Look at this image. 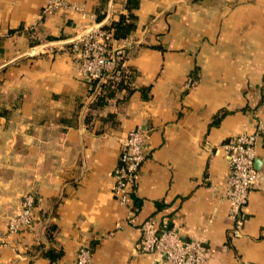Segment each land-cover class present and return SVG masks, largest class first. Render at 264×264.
I'll return each mask as SVG.
<instances>
[{"label":"crops","instance_id":"1","mask_svg":"<svg viewBox=\"0 0 264 264\" xmlns=\"http://www.w3.org/2000/svg\"><path fill=\"white\" fill-rule=\"evenodd\" d=\"M49 1L0 0V264H73L81 245L92 264H163L137 250L139 231L111 190L135 126L148 133L131 193L139 216L199 239L204 264H264V174L232 230L219 148L264 120V0H62L42 13ZM121 13L134 27L109 30L110 42L126 44L131 89L93 108L98 90L67 43ZM254 149L264 173V137ZM26 190L31 223L6 233ZM47 249L60 251L51 260Z\"/></svg>","mask_w":264,"mask_h":264},{"label":"built area","instance_id":"2","mask_svg":"<svg viewBox=\"0 0 264 264\" xmlns=\"http://www.w3.org/2000/svg\"><path fill=\"white\" fill-rule=\"evenodd\" d=\"M61 2L50 0L41 12ZM110 39L109 30L96 27L89 28L67 43V48L76 55L80 73L86 81L93 82V89L98 90L100 83L120 78L126 44L112 45ZM261 95L264 104V77ZM258 136L264 137V120H257L252 131L239 132L219 145L229 164L223 197L228 205L227 216L233 222L232 230L239 225L249 190L264 174L261 170L262 160L259 169L253 166L256 157L254 146ZM147 139L148 133L139 126L129 129L120 140L117 160L111 173L113 196L126 208L124 219L139 231L137 250L161 257L163 264H204L207 254L199 239H185L173 227L159 223L153 216L140 217V206L131 202ZM34 198L32 190L22 192L16 209L4 221L6 233L17 232L31 223ZM73 264H92L88 245L77 248Z\"/></svg>","mask_w":264,"mask_h":264},{"label":"trees","instance_id":"3","mask_svg":"<svg viewBox=\"0 0 264 264\" xmlns=\"http://www.w3.org/2000/svg\"><path fill=\"white\" fill-rule=\"evenodd\" d=\"M136 5L135 0H127L126 7H130ZM133 14L128 11L127 17L132 18ZM134 27L133 23L126 20V15L119 14L118 18L116 20H113L110 22V24L102 26V28L106 30H111V34L113 37H122L127 33L129 30H131ZM122 69L120 71V78L117 81H105L103 83L99 84L98 91L94 95L93 100L90 103V106L93 108L102 106L106 98L112 96L116 90L121 89L122 87L126 88L127 91H129L131 88L128 86L126 81L129 79L126 78V74L121 73ZM125 76V78H124ZM93 82L90 83V89L92 90ZM142 92V90H141ZM143 96H145L144 91L142 92ZM50 236V234H48ZM60 250H57L56 252L51 251V249L45 250L44 254L48 255L50 259L52 260L55 256L59 254Z\"/></svg>","mask_w":264,"mask_h":264},{"label":"water","instance_id":"4","mask_svg":"<svg viewBox=\"0 0 264 264\" xmlns=\"http://www.w3.org/2000/svg\"><path fill=\"white\" fill-rule=\"evenodd\" d=\"M253 166H254L255 168L259 169L260 166H261V158H259V157L256 156V157L253 159Z\"/></svg>","mask_w":264,"mask_h":264}]
</instances>
